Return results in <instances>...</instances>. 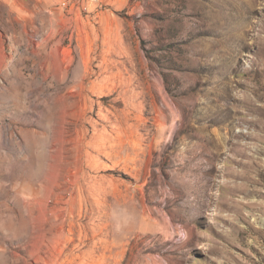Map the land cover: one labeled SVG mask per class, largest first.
Segmentation results:
<instances>
[{"label": "rangeland", "instance_id": "374dc122", "mask_svg": "<svg viewBox=\"0 0 264 264\" xmlns=\"http://www.w3.org/2000/svg\"><path fill=\"white\" fill-rule=\"evenodd\" d=\"M0 264H264V0H0Z\"/></svg>", "mask_w": 264, "mask_h": 264}]
</instances>
